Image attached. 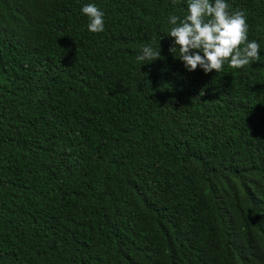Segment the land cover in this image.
Instances as JSON below:
<instances>
[{
    "label": "trees",
    "instance_id": "16d2710c",
    "mask_svg": "<svg viewBox=\"0 0 264 264\" xmlns=\"http://www.w3.org/2000/svg\"><path fill=\"white\" fill-rule=\"evenodd\" d=\"M225 2L260 60L206 74L188 0H0V264H264V0Z\"/></svg>",
    "mask_w": 264,
    "mask_h": 264
},
{
    "label": "clouds",
    "instance_id": "9594fccd",
    "mask_svg": "<svg viewBox=\"0 0 264 264\" xmlns=\"http://www.w3.org/2000/svg\"><path fill=\"white\" fill-rule=\"evenodd\" d=\"M177 0H173L176 3ZM225 0H188L187 14L169 17L173 25L167 36L173 39L170 53L179 50V59L187 71L198 67L206 74L223 70L227 61L232 69H242L260 60V44L249 42V25L243 10L229 11ZM82 13L89 18L88 30L101 33L105 30V13L95 4H87ZM160 50L144 46L136 59L139 62L160 59Z\"/></svg>",
    "mask_w": 264,
    "mask_h": 264
}]
</instances>
